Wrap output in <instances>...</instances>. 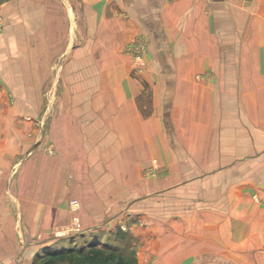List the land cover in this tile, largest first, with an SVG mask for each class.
Here are the masks:
<instances>
[{
	"label": "crops",
	"instance_id": "obj_1",
	"mask_svg": "<svg viewBox=\"0 0 264 264\" xmlns=\"http://www.w3.org/2000/svg\"><path fill=\"white\" fill-rule=\"evenodd\" d=\"M71 2L41 23L42 63L30 60L44 76L62 60L72 76L74 98L62 106L77 108L76 143L102 153L160 148L173 168L159 181L165 219L149 224L153 248L138 264H264V0ZM37 24L28 21L32 38ZM138 39L150 53L140 77L126 54ZM122 158L112 161L136 166ZM19 206L15 216L0 187L1 255L19 238Z\"/></svg>",
	"mask_w": 264,
	"mask_h": 264
},
{
	"label": "rangeland",
	"instance_id": "obj_2",
	"mask_svg": "<svg viewBox=\"0 0 264 264\" xmlns=\"http://www.w3.org/2000/svg\"><path fill=\"white\" fill-rule=\"evenodd\" d=\"M61 1L65 7L72 4ZM59 2L0 0V171L4 172L0 187L7 190L15 216L19 204L21 209L19 238L9 240L10 254L1 255L7 250L0 246V264H39L51 252L68 248L78 252L98 242L121 247L127 264H138L139 254L153 248L149 224L165 219V187L159 181L173 168L162 163L160 148L123 153L112 151L111 144L102 147L106 149L102 153L76 143L80 141L73 132L80 117L74 113L77 108L62 106L74 98L66 81L72 76L61 74L58 59L52 61L51 75L44 76L43 70H32L30 57L43 55L44 47L37 44L44 33L41 23L55 22ZM32 19L39 23L33 26L39 37L26 32ZM126 54L131 75L143 76L150 55L147 44L139 39L130 42ZM41 61L42 57L34 62ZM170 145L171 157L178 149L175 142ZM120 153L121 160L135 157L136 166H118L112 159L121 158ZM81 258L77 253L72 263L85 264Z\"/></svg>",
	"mask_w": 264,
	"mask_h": 264
},
{
	"label": "trees",
	"instance_id": "obj_3",
	"mask_svg": "<svg viewBox=\"0 0 264 264\" xmlns=\"http://www.w3.org/2000/svg\"><path fill=\"white\" fill-rule=\"evenodd\" d=\"M77 253L82 256L85 264H127V259L121 252L119 246H108L102 243L89 245L81 248L78 252L74 248H68L63 251H54L41 259L39 264H74ZM80 259V260H81Z\"/></svg>",
	"mask_w": 264,
	"mask_h": 264
},
{
	"label": "built area",
	"instance_id": "obj_4",
	"mask_svg": "<svg viewBox=\"0 0 264 264\" xmlns=\"http://www.w3.org/2000/svg\"><path fill=\"white\" fill-rule=\"evenodd\" d=\"M72 205H73V207H77L78 202H77V201H74V202L72 203Z\"/></svg>",
	"mask_w": 264,
	"mask_h": 264
}]
</instances>
